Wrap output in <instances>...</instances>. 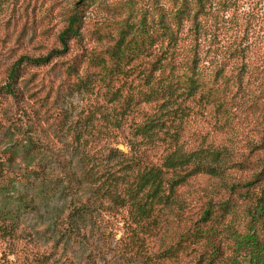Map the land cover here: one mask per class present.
Here are the masks:
<instances>
[{
  "label": "trees",
  "instance_id": "16d2710c",
  "mask_svg": "<svg viewBox=\"0 0 264 264\" xmlns=\"http://www.w3.org/2000/svg\"><path fill=\"white\" fill-rule=\"evenodd\" d=\"M33 2L0 0V264H264L258 11Z\"/></svg>",
  "mask_w": 264,
  "mask_h": 264
},
{
  "label": "rangeland",
  "instance_id": "374dc122",
  "mask_svg": "<svg viewBox=\"0 0 264 264\" xmlns=\"http://www.w3.org/2000/svg\"><path fill=\"white\" fill-rule=\"evenodd\" d=\"M58 1L60 0H34V4H38L41 6V4H45L46 6H54L56 8L58 6ZM244 1V7H242L245 10H248L249 8H255L259 13V22L257 25V30L255 32V36L257 38V44H258V52L255 53V55L264 57V0H243ZM39 8V7H38ZM60 20V19H59ZM58 22V21H56ZM120 149L123 151H127L125 147L120 146Z\"/></svg>",
  "mask_w": 264,
  "mask_h": 264
}]
</instances>
